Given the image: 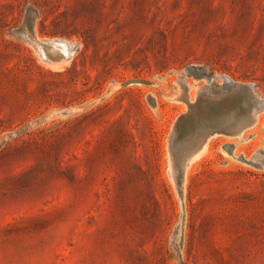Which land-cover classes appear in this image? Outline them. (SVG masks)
Masks as SVG:
<instances>
[{
	"label": "rangeland",
	"instance_id": "1",
	"mask_svg": "<svg viewBox=\"0 0 264 264\" xmlns=\"http://www.w3.org/2000/svg\"><path fill=\"white\" fill-rule=\"evenodd\" d=\"M0 264H264V0H0Z\"/></svg>",
	"mask_w": 264,
	"mask_h": 264
},
{
	"label": "bare ground",
	"instance_id": "2",
	"mask_svg": "<svg viewBox=\"0 0 264 264\" xmlns=\"http://www.w3.org/2000/svg\"><path fill=\"white\" fill-rule=\"evenodd\" d=\"M241 83V82H240ZM239 86V85H238ZM251 89V88H250Z\"/></svg>",
	"mask_w": 264,
	"mask_h": 264
},
{
	"label": "water",
	"instance_id": "3",
	"mask_svg": "<svg viewBox=\"0 0 264 264\" xmlns=\"http://www.w3.org/2000/svg\"><path fill=\"white\" fill-rule=\"evenodd\" d=\"M242 86V85H241ZM246 87V86H245Z\"/></svg>",
	"mask_w": 264,
	"mask_h": 264
}]
</instances>
